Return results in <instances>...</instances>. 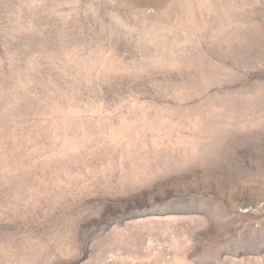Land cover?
Wrapping results in <instances>:
<instances>
[{
	"label": "rangeland",
	"instance_id": "374dc122",
	"mask_svg": "<svg viewBox=\"0 0 264 264\" xmlns=\"http://www.w3.org/2000/svg\"><path fill=\"white\" fill-rule=\"evenodd\" d=\"M0 264H264V0H0Z\"/></svg>",
	"mask_w": 264,
	"mask_h": 264
}]
</instances>
